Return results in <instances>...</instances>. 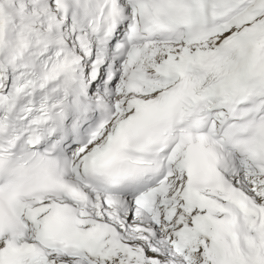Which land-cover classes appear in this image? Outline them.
<instances>
[{
    "label": "snow or ice",
    "instance_id": "1",
    "mask_svg": "<svg viewBox=\"0 0 264 264\" xmlns=\"http://www.w3.org/2000/svg\"><path fill=\"white\" fill-rule=\"evenodd\" d=\"M0 264H264V0H0Z\"/></svg>",
    "mask_w": 264,
    "mask_h": 264
}]
</instances>
